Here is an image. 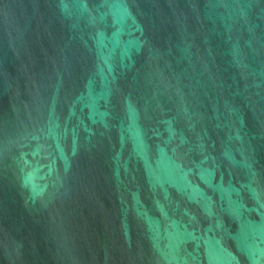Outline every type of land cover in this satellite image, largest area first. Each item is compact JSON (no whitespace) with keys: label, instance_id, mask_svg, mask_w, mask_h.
<instances>
[{"label":"water","instance_id":"1","mask_svg":"<svg viewBox=\"0 0 264 264\" xmlns=\"http://www.w3.org/2000/svg\"><path fill=\"white\" fill-rule=\"evenodd\" d=\"M0 264H264V0H0Z\"/></svg>","mask_w":264,"mask_h":264}]
</instances>
